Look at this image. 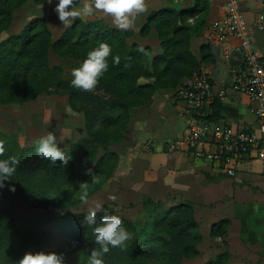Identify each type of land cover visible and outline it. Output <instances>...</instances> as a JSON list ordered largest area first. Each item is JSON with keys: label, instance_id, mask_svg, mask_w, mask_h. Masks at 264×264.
I'll use <instances>...</instances> for the list:
<instances>
[{"label": "trees", "instance_id": "16d2710c", "mask_svg": "<svg viewBox=\"0 0 264 264\" xmlns=\"http://www.w3.org/2000/svg\"><path fill=\"white\" fill-rule=\"evenodd\" d=\"M30 1L45 4L51 0H0V104L25 103L42 94L63 93L68 96L71 109L83 113L87 136L73 150H66L72 159L62 166L59 161L52 165L39 158L37 145L24 148L13 138L0 134L5 149L0 159L16 156L19 160L6 185L14 187L33 206L59 208L62 205L57 202H43L42 195L59 191L68 200L76 192L84 195L86 191L87 197L97 193L110 178L105 175L108 168L118 163L119 156L110 147L129 131L134 109L147 105L159 90L174 87L178 79L193 76L203 63L211 62L208 45L201 46L200 62L191 48V40L204 33L210 3L197 0L189 9L153 13L140 33L147 36L154 29L161 42L162 53L151 59L150 47L141 48L132 42V29L112 28L101 21L77 19L58 40L42 18L34 20L20 34L8 35L15 11ZM101 42L112 48L109 70L91 91L72 87L73 77L66 75L64 66L51 63V55H55L62 61L81 64L88 51ZM113 56L119 57L118 64H113ZM214 104L210 120L219 112ZM89 169L92 175L88 174ZM142 205L152 206L143 224L131 223L115 209L103 207L108 213L119 215L133 234L125 249L111 248L105 254L104 264L114 259L122 264H183L199 256L202 237L193 203L144 198ZM84 215L29 220L17 215L11 198L0 192V264H17L26 252L38 251L63 253L65 264H87L90 250L99 246L91 229L80 225ZM228 228L229 222L222 221L212 227L211 235L223 239ZM229 258L226 252L205 264H227Z\"/></svg>", "mask_w": 264, "mask_h": 264}, {"label": "crops", "instance_id": "0c3cea01", "mask_svg": "<svg viewBox=\"0 0 264 264\" xmlns=\"http://www.w3.org/2000/svg\"><path fill=\"white\" fill-rule=\"evenodd\" d=\"M196 1L146 0L147 11L137 17L131 28L133 39L137 38L135 43L140 44L141 30L153 13L162 9H189ZM225 1L209 0L204 33L192 39V52L200 62L201 46L210 47L212 60L203 63L201 70L212 78L216 96L225 94L223 101L216 98L212 102L219 108L212 121L236 130H258L253 103L232 87L230 59L239 53V41L231 39L226 43H210L206 38L210 25L222 19L221 6ZM240 1L248 21L253 23L261 11L260 4L257 0ZM83 2L80 0L81 5ZM46 4H55V0ZM87 19L117 28L112 18L101 12ZM152 31L156 35L154 29ZM149 46L161 48V42L153 40ZM253 47L264 58V32L254 34ZM212 104L213 114L215 107ZM180 106L176 96L173 100L171 95L158 91L150 103L134 109L126 143L134 152H120V165L128 169L130 175L123 188L131 186L136 196L155 202H166L169 198L195 205V219L202 242L198 246L199 256L185 260L183 264H205L226 252L230 254L227 264H264V160H246L237 166L236 176L230 177L217 165L198 159L191 153L166 155V144L186 132L185 123L178 114ZM146 144H150L152 150L139 151ZM222 221L229 222L227 236L223 239L212 237V227Z\"/></svg>", "mask_w": 264, "mask_h": 264}, {"label": "rangeland", "instance_id": "374dc122", "mask_svg": "<svg viewBox=\"0 0 264 264\" xmlns=\"http://www.w3.org/2000/svg\"><path fill=\"white\" fill-rule=\"evenodd\" d=\"M54 7L55 4L47 5L46 3L36 4L34 1L28 2L22 8L15 11L14 25L8 35L20 34L34 20L42 18L46 21L53 38L58 40L73 25L75 20H73L71 26L65 27L57 19L53 11ZM85 21L89 20L87 19ZM103 24L110 27V24L104 22ZM189 25H194V22L191 21ZM157 38L158 36L152 31L147 36L139 39L141 44L139 45L141 48H144L147 45H151L153 40H157L160 43L159 38ZM136 40L137 38H132V42ZM149 47L151 48L149 53V58L151 59L155 55L162 53V49L159 46ZM51 63L54 66H64L68 77H71L72 69L80 65L77 61H62L55 55H51ZM195 74L197 73H194L193 76ZM193 76L189 78L181 77L177 80L178 83L174 87L159 91L171 95L172 99L175 100L177 91L187 81L191 80ZM49 132H52L56 136L59 147L65 150H73L76 143L87 136L83 113L71 109L68 96L65 94L52 92L51 94L39 95L25 103L0 104V134L13 138L22 147L32 148L36 146L37 141ZM127 134L128 132L124 134L122 140L111 145L110 150L119 156L118 163L116 166L113 163L108 168L105 175H110L109 180L93 196L82 199L84 195L76 192L69 195L68 200H65V196L59 191H50L42 195L43 202L48 200L62 205L59 208H54L33 206L19 192H10L8 188L11 185H6L0 192L11 198L17 215L29 220H45L74 214H85L93 206L94 202H100L102 207L107 206L120 212L127 221L135 224H143L148 220L152 206L145 208L142 205L144 198L140 195L136 196L131 186L130 188L128 186L123 188L130 175L129 170H125L124 166L120 165V152L124 150L134 152L132 147H127L126 145L128 140ZM139 151L144 152L142 147ZM38 191L39 194L40 190L38 189ZM63 199L66 201V204H64ZM114 261H111L110 264L123 263L117 259H114Z\"/></svg>", "mask_w": 264, "mask_h": 264}, {"label": "built area", "instance_id": "2783aa9c", "mask_svg": "<svg viewBox=\"0 0 264 264\" xmlns=\"http://www.w3.org/2000/svg\"><path fill=\"white\" fill-rule=\"evenodd\" d=\"M261 11L250 23L242 10L240 0H226L221 6L222 19L213 22L207 33L210 43L239 41L243 63L230 69L232 87L246 95L254 105L258 130H236L209 119L210 105L225 94L214 93L212 78L200 70L176 93L179 117L184 121L186 132L166 144V155L191 153L198 159L217 165L228 176H236L238 165L249 159L264 160V58L254 50L256 32H264V0H257ZM143 151L152 147L146 144Z\"/></svg>", "mask_w": 264, "mask_h": 264}, {"label": "clouds", "instance_id": "9594fccd", "mask_svg": "<svg viewBox=\"0 0 264 264\" xmlns=\"http://www.w3.org/2000/svg\"><path fill=\"white\" fill-rule=\"evenodd\" d=\"M53 11L65 27L71 26L73 20L77 18L87 20L97 12H101L111 17L118 29L129 30L134 26L137 17L147 11V3L146 0H84L81 5L80 0H55ZM111 53V46L103 42L88 51L79 67L71 71L73 77L71 86L84 91L93 90L99 78L109 70L108 57ZM112 62L118 64L119 57L113 56ZM4 151V145L0 142V157L3 156ZM36 152L39 158L48 160L52 165H56L59 161L62 166H67L72 159L64 148L59 147L57 138L52 132L37 141ZM18 165L19 160L16 156L0 159V190L6 187L5 182H9ZM88 174H93L91 169ZM84 186L87 187L86 184ZM8 190L15 191L14 187H9ZM86 197L85 191L82 199ZM98 214H100L99 218ZM80 225L91 229L95 244L99 246L90 250L87 264H104V256L111 248L125 249L126 242L133 236L124 226L121 217L108 213L100 202H94ZM17 264H65V257L63 253L56 252H26Z\"/></svg>", "mask_w": 264, "mask_h": 264}, {"label": "water", "instance_id": "95a60500", "mask_svg": "<svg viewBox=\"0 0 264 264\" xmlns=\"http://www.w3.org/2000/svg\"><path fill=\"white\" fill-rule=\"evenodd\" d=\"M243 63V57L241 52H239L237 55L234 54L230 59V64L232 67H238Z\"/></svg>", "mask_w": 264, "mask_h": 264}]
</instances>
